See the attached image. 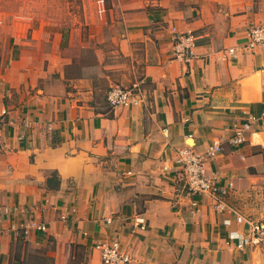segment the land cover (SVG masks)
Wrapping results in <instances>:
<instances>
[{
    "label": "crops",
    "instance_id": "1",
    "mask_svg": "<svg viewBox=\"0 0 264 264\" xmlns=\"http://www.w3.org/2000/svg\"><path fill=\"white\" fill-rule=\"evenodd\" d=\"M237 2L242 8L224 2L233 21L245 10V0ZM238 35L221 46L198 44L187 65L175 58L171 34L142 69L140 105L86 111L74 127L59 124V145H34L27 170H6L10 198L45 200L47 232L18 234L22 223H15L0 235V264H60L69 250L60 243L63 231L95 250L117 240L130 264H250V221H237L232 201L264 180V44L246 48L244 32ZM187 148L204 157L219 198L183 191L179 159ZM49 172L58 185L41 189ZM39 237H54L56 251H39Z\"/></svg>",
    "mask_w": 264,
    "mask_h": 264
},
{
    "label": "rangeland",
    "instance_id": "2",
    "mask_svg": "<svg viewBox=\"0 0 264 264\" xmlns=\"http://www.w3.org/2000/svg\"><path fill=\"white\" fill-rule=\"evenodd\" d=\"M226 1L244 5L241 0H103L102 5L96 0H0V111L7 110L12 120L0 140V235L15 223H22L18 234L47 232L45 200L10 198L2 187L6 170H27L26 164L35 161L34 145H59L57 125L74 127L86 111L109 113L110 89L139 81L166 37L173 34L175 42L179 34L191 33L197 45L221 46L230 36H246L264 25V0H245L235 21L225 15ZM66 113L73 123L63 119ZM57 185V173L49 172L40 187ZM232 203L259 227L249 226L246 240L250 264H264V180ZM39 225L45 229L38 230ZM62 233L60 243L69 244V256L60 264H100L97 250ZM39 239V251H56L54 237L48 243Z\"/></svg>",
    "mask_w": 264,
    "mask_h": 264
},
{
    "label": "built area",
    "instance_id": "3",
    "mask_svg": "<svg viewBox=\"0 0 264 264\" xmlns=\"http://www.w3.org/2000/svg\"><path fill=\"white\" fill-rule=\"evenodd\" d=\"M98 4L102 5L103 0H96ZM246 48H256L257 46L264 44V25L256 26L252 28L247 34ZM197 47L196 40L191 33L179 34L177 40L174 42L175 58L179 59L185 64H189L196 58L195 52ZM233 52V50L231 49ZM145 79L132 84L130 87H113L107 94V101L112 108L120 106H138L142 102L144 95ZM261 116L264 118V111ZM254 119V116H249ZM11 118L7 110L0 111V140L5 136L7 127L12 124ZM221 146L214 144L212 148L214 151L219 150ZM212 155V152H210ZM181 163V177L183 180V191L191 196L209 194L213 198H219L220 188L216 181L211 178L207 173L205 159L201 154L196 153L192 149H184L180 154ZM193 206H197L196 201H192ZM217 208L223 211L226 208V204L221 200H218ZM237 221L239 223H246V218L241 214H237ZM143 223V222H142ZM249 226H253L254 229H259L258 226H254L253 223H249ZM38 230H44L45 226H38ZM245 240V238H244ZM246 242V240H245ZM245 244V243H244ZM97 250L100 253L102 264H130L131 258L123 249L121 243L117 240L108 242H99L96 245Z\"/></svg>",
    "mask_w": 264,
    "mask_h": 264
},
{
    "label": "bare ground",
    "instance_id": "4",
    "mask_svg": "<svg viewBox=\"0 0 264 264\" xmlns=\"http://www.w3.org/2000/svg\"><path fill=\"white\" fill-rule=\"evenodd\" d=\"M256 138H258V136H256ZM256 138H255V139H256ZM256 140H257V139H256ZM258 140H259V139H258ZM258 142H259V141H258Z\"/></svg>",
    "mask_w": 264,
    "mask_h": 264
}]
</instances>
